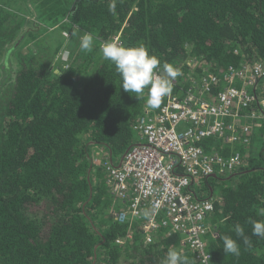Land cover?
<instances>
[{
    "label": "trees",
    "instance_id": "16d2710c",
    "mask_svg": "<svg viewBox=\"0 0 264 264\" xmlns=\"http://www.w3.org/2000/svg\"><path fill=\"white\" fill-rule=\"evenodd\" d=\"M110 2L0 0V264H163L170 247L200 264L177 232L161 230L152 242L136 232L117 242L131 224L111 214L122 204L110 194L103 163L141 140L138 125L155 118L168 96L151 109L146 95L125 92L101 45L116 36L126 46L145 45L179 73L171 94L182 98L202 76L264 66V0H116L115 15ZM84 33L93 37L91 51L79 47ZM224 85L212 83V95ZM256 130L264 134V118L248 147L213 136L202 143L244 158L234 176L200 178L216 199L203 235L212 264H264V237L248 223L264 219L257 215L264 146ZM237 223L249 244L236 235ZM224 235L239 244L238 257L223 253Z\"/></svg>",
    "mask_w": 264,
    "mask_h": 264
},
{
    "label": "built area",
    "instance_id": "2783aa9c",
    "mask_svg": "<svg viewBox=\"0 0 264 264\" xmlns=\"http://www.w3.org/2000/svg\"><path fill=\"white\" fill-rule=\"evenodd\" d=\"M223 81V89L212 95V83ZM262 81L261 62L230 67L222 76H202L195 82L200 83L198 90L186 91L182 98L168 95L161 112L138 125L141 140L122 158L108 156L103 163L109 174L107 185L122 204L111 214L118 222L131 224L118 243L135 239L136 232L147 242L161 236V230L177 232L184 236V244L195 252L200 264L202 255H207L208 264H212L203 235L210 226L216 199L211 190H205L200 178L234 176L244 158L240 152L223 155L215 145H207L212 149L208 151L202 143L213 136L227 144L251 145L255 123L264 118V96L259 93ZM247 108L251 111H244ZM145 211L151 215L145 217ZM135 219L143 221L134 226Z\"/></svg>",
    "mask_w": 264,
    "mask_h": 264
},
{
    "label": "clouds",
    "instance_id": "9594fccd",
    "mask_svg": "<svg viewBox=\"0 0 264 264\" xmlns=\"http://www.w3.org/2000/svg\"><path fill=\"white\" fill-rule=\"evenodd\" d=\"M108 11L116 14V0H111ZM74 36L77 34L74 33ZM79 47L82 51H91L93 37L90 33L78 35ZM101 52L105 60L111 61L122 80V89L128 93H135L138 99L145 97L146 105L151 109L160 107L162 100L171 94V80L179 73L175 68L165 62L161 65L159 58L150 54L148 48L139 44L137 46H126L117 40H110L101 45ZM164 75H161L160 72ZM149 217V211L144 212ZM257 215L264 217V208L257 210ZM248 223L252 226V235L264 237V219L249 218ZM234 231L241 237L245 244L250 243V238L245 234V229L239 223L234 226ZM223 241V253L239 256L240 246L235 239L229 235L221 237ZM209 257L202 255L201 264H208ZM163 264H190L189 258L176 248L170 247L167 251Z\"/></svg>",
    "mask_w": 264,
    "mask_h": 264
},
{
    "label": "rangeland",
    "instance_id": "374dc122",
    "mask_svg": "<svg viewBox=\"0 0 264 264\" xmlns=\"http://www.w3.org/2000/svg\"><path fill=\"white\" fill-rule=\"evenodd\" d=\"M37 20V19H36ZM254 137L256 138V141L258 142V140L260 141V146H264V134L263 133H261V132H259L258 130H256V132H255V134H254ZM263 150H264V148H263ZM95 157H96V160H97V162L99 161V156H98V154L96 153L95 154ZM221 179H224V178H221ZM225 180V179H224ZM228 181V182H227ZM227 181H225L224 183L225 184H228V183H230V184H233L234 182H235V178L234 179H232V180H227Z\"/></svg>",
    "mask_w": 264,
    "mask_h": 264
},
{
    "label": "crops",
    "instance_id": "0c3cea01",
    "mask_svg": "<svg viewBox=\"0 0 264 264\" xmlns=\"http://www.w3.org/2000/svg\"><path fill=\"white\" fill-rule=\"evenodd\" d=\"M261 122V121H260ZM258 142H260L259 140H258ZM108 156V155H107ZM109 189V188H108ZM111 194V193H110Z\"/></svg>",
    "mask_w": 264,
    "mask_h": 264
},
{
    "label": "flooded vegetation",
    "instance_id": "af4514ba",
    "mask_svg": "<svg viewBox=\"0 0 264 264\" xmlns=\"http://www.w3.org/2000/svg\"><path fill=\"white\" fill-rule=\"evenodd\" d=\"M221 179V178H220ZM225 179V178H224Z\"/></svg>",
    "mask_w": 264,
    "mask_h": 264
}]
</instances>
